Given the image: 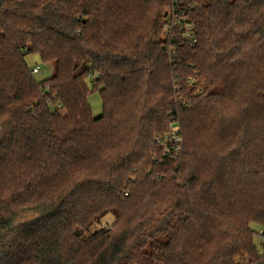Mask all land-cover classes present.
Instances as JSON below:
<instances>
[{"label": "trees", "instance_id": "16d2710c", "mask_svg": "<svg viewBox=\"0 0 264 264\" xmlns=\"http://www.w3.org/2000/svg\"><path fill=\"white\" fill-rule=\"evenodd\" d=\"M154 1L0 0V264H264V0Z\"/></svg>", "mask_w": 264, "mask_h": 264}, {"label": "rangeland", "instance_id": "374dc122", "mask_svg": "<svg viewBox=\"0 0 264 264\" xmlns=\"http://www.w3.org/2000/svg\"><path fill=\"white\" fill-rule=\"evenodd\" d=\"M137 8V13L138 17H141L142 14L145 13L144 9L139 6L138 4L135 5ZM149 7L151 8L148 11V14L146 15L147 17H150V19H153V15H158V14H162L163 12L167 11V6L165 5L164 0H155L152 4L149 5ZM171 12V10H170ZM170 17V16H169ZM168 17V18H169ZM168 18L166 20H168ZM165 20V19H164ZM184 20V18H179L178 16L176 17V22H182ZM168 26V25H165ZM167 29V28H165ZM26 63L29 65L30 70H33V68L37 65L42 66V70L35 74L36 80L38 82H43V81H47L53 74L54 71V64L53 63H49L46 64L44 63L39 54L38 53H34L32 55H29L25 58ZM200 84L205 85V82H200ZM92 85L91 83H89V88H91ZM89 105H91L92 107V112L94 114L95 117H100L103 112H104V105L102 102V98H101V94L99 93V91H93L91 93V95L89 96ZM183 148V146H182ZM182 152V151H181ZM115 220H114V216L113 215H108L107 217H105L100 225V227H106V228H111L115 225ZM258 233L256 234L255 238H254V243L258 246L259 250L262 249V243L264 242V238L261 236V231L262 229H264V227H256ZM237 264H248V259L246 258H242L239 259L237 261Z\"/></svg>", "mask_w": 264, "mask_h": 264}, {"label": "built area", "instance_id": "2783aa9c", "mask_svg": "<svg viewBox=\"0 0 264 264\" xmlns=\"http://www.w3.org/2000/svg\"><path fill=\"white\" fill-rule=\"evenodd\" d=\"M187 28L191 31L190 25H187ZM189 38H192V34L190 32L187 33ZM42 70V66L37 65L32 70V75L35 77V74L39 73ZM189 85L193 88V96L204 93L205 87H203L200 82H198L197 78L193 76L190 78ZM155 142L164 148L165 155H175L178 156L182 151L183 144V136L181 131H179L178 127L174 125L169 133L166 136H156L154 138ZM261 236L264 238V229L261 231Z\"/></svg>", "mask_w": 264, "mask_h": 264}]
</instances>
